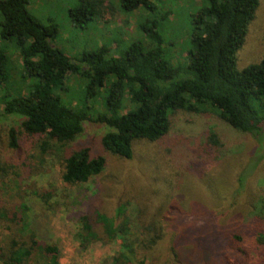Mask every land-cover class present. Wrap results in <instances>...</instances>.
<instances>
[{
	"label": "trees",
	"instance_id": "obj_1",
	"mask_svg": "<svg viewBox=\"0 0 264 264\" xmlns=\"http://www.w3.org/2000/svg\"><path fill=\"white\" fill-rule=\"evenodd\" d=\"M75 1L76 6L67 10L73 26L86 29L93 21H105L109 9L105 0ZM117 2L127 14L140 9L146 11V17L154 14L139 24L144 37L123 46L118 55H111L106 44H101L71 58L55 43L58 25L41 23L30 12L28 0H0V118L21 120L32 144L41 153L56 157L63 184L80 187L101 175L107 164L105 154L126 161L135 158L138 141L163 144L182 114H213L238 134L254 140L262 136L264 54L257 63L237 67L238 51L260 0H204L184 35L188 38L185 63L166 56L161 25L169 10L157 12L151 0ZM72 75L78 78L75 89H82V98L71 91ZM101 90L106 93L103 105L97 99ZM62 93L71 97L66 100ZM73 98L82 105L73 106L69 102ZM126 100L132 104L129 110H125ZM87 121L107 127L98 140L103 153L90 143H76ZM18 135L15 127L7 130L13 149L19 147ZM206 139L209 149V144L221 146L215 132ZM181 144L184 142L174 143L172 148ZM203 148L195 149L193 157L200 156ZM187 149L194 154V148ZM172 151L168 152L170 163L179 176L183 162L179 163L181 156ZM7 162L0 163V264H62L58 245L38 238L28 216V193L44 207L60 209L59 203L51 201L54 187L25 184L39 172H30L24 161ZM209 175L195 167L191 176L197 183L207 179L210 185ZM131 188L132 181L106 191L100 188L86 192L77 210L76 204L67 206L65 214L71 211L74 239L82 250L94 243L118 242L111 264H148L150 254L159 255V264H227L228 257L243 260V264L251 260L241 230L223 232L220 226L214 233L211 225L206 226L204 215L181 211H175L178 217L167 229L160 220L142 221L141 236L132 241L128 215ZM254 220L251 238L259 264H264V215H256ZM187 227L198 230L187 231ZM211 234L213 243L206 241ZM192 238H197L196 250H185L192 245Z\"/></svg>",
	"mask_w": 264,
	"mask_h": 264
},
{
	"label": "rangeland",
	"instance_id": "obj_2",
	"mask_svg": "<svg viewBox=\"0 0 264 264\" xmlns=\"http://www.w3.org/2000/svg\"><path fill=\"white\" fill-rule=\"evenodd\" d=\"M151 1L157 6V12L162 13L166 10L170 12L168 19L161 25L166 43L168 42L164 44L166 56H173L176 62L185 63L188 38H184V35H188L192 28L193 15L197 13L204 0ZM104 3L109 6L105 21H93L86 29L73 26L67 15V10L76 6L75 0H28V8L41 23L53 22L58 25L55 43L69 57L77 58L84 49L101 44H106L111 55H118L123 46L126 47L132 40L144 37L139 24L144 19H152L154 14L146 17L147 13L143 9L127 14L120 10L117 0H105ZM263 35L264 0H260L255 17L248 26L245 43L237 54L239 69L261 60L264 54ZM69 83L74 94L80 95V98L84 97L82 89H75L79 84L75 75L71 76ZM105 94V91L101 90L97 97L100 105H103ZM62 96L65 95L62 93ZM70 97V94L65 96L66 100ZM69 102L73 106L82 105L77 98ZM131 108V102L126 100L125 110ZM10 127H15L19 134L17 149L11 148L7 141V130ZM106 130L107 127L104 125L87 121L76 143H90L103 153L98 140ZM210 132L217 133L221 146L216 147L208 143L211 149L205 147ZM179 141L184 144L172 148V144ZM136 145L135 158L125 161L104 153L107 164L101 175L80 187H68L60 181L56 157L41 153L32 144L29 136L23 131L21 120L15 116L0 118V163L24 161L30 172H39L31 180L25 181V184L31 183L44 188H50L51 185L55 189L51 201L59 203L60 209L51 210L44 207L40 199L28 193V216L31 228L38 238L58 245L62 264H111L110 256L119 249L120 243L99 242L82 250L74 239L75 221L72 219L71 211L69 215L65 212L67 206L71 204H76L77 210L80 207L78 203L84 200L86 192L100 188L106 191L114 189L118 183L126 185L131 181L128 215L132 241L136 242V239L140 238L142 221L160 220L167 229L178 217L175 211H181L185 212V215H204L206 226L211 225L214 233L221 229L220 226L224 227L223 232L241 230L246 237V245L251 255V260L247 264L260 263L257 258L258 250L255 249L251 238L253 232L251 226L256 215H264V132L254 140L227 128L217 121L213 114L193 116L182 114L177 118L174 130L163 144L138 141ZM187 146L194 148V154ZM199 147L209 154L202 150L200 156L194 158L195 149ZM170 150L181 156L179 163H183L179 176L175 173L178 170L170 163L168 154ZM195 167L200 172L211 174L210 185L207 179L203 183H197L196 178L193 181L194 176L191 175ZM243 172L247 173L243 176ZM240 173L242 174L239 175ZM152 179H156L157 184H153ZM184 193L186 196H182ZM190 203L193 204L192 207H189ZM195 220L198 221V218ZM186 230L198 229L187 227ZM200 237L202 236L197 238ZM197 238L194 240L192 238V245L185 250H196ZM206 241L215 242L214 234L208 236ZM160 260L158 254H150L146 262L159 264ZM211 264L222 263L214 261ZM227 264H243V260L228 257Z\"/></svg>",
	"mask_w": 264,
	"mask_h": 264
}]
</instances>
